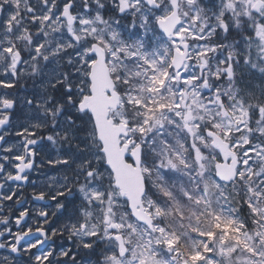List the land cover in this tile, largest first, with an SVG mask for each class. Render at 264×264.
<instances>
[{
  "label": "snow or ice",
  "instance_id": "6c2138e0",
  "mask_svg": "<svg viewBox=\"0 0 264 264\" xmlns=\"http://www.w3.org/2000/svg\"><path fill=\"white\" fill-rule=\"evenodd\" d=\"M0 264H264V0H0Z\"/></svg>",
  "mask_w": 264,
  "mask_h": 264
},
{
  "label": "flooded vegetation",
  "instance_id": "af4514ba",
  "mask_svg": "<svg viewBox=\"0 0 264 264\" xmlns=\"http://www.w3.org/2000/svg\"><path fill=\"white\" fill-rule=\"evenodd\" d=\"M42 178H43V175H39L37 173H33L32 177H31V179L36 180L37 183H39L40 181H42ZM31 191H32V189L30 187L25 186L24 195L26 197H29L30 198ZM41 205H42V202H34V206L35 207H40ZM29 222H31V221H29ZM58 243H59V241H58Z\"/></svg>",
  "mask_w": 264,
  "mask_h": 264
}]
</instances>
